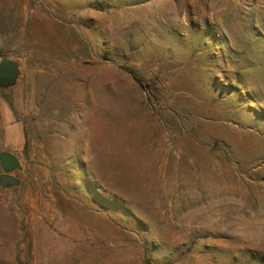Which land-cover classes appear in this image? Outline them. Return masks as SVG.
I'll use <instances>...</instances> for the list:
<instances>
[{
    "label": "rangeland",
    "instance_id": "rangeland-1",
    "mask_svg": "<svg viewBox=\"0 0 264 264\" xmlns=\"http://www.w3.org/2000/svg\"><path fill=\"white\" fill-rule=\"evenodd\" d=\"M2 58L0 264H264V0H0Z\"/></svg>",
    "mask_w": 264,
    "mask_h": 264
},
{
    "label": "water",
    "instance_id": "water-1",
    "mask_svg": "<svg viewBox=\"0 0 264 264\" xmlns=\"http://www.w3.org/2000/svg\"><path fill=\"white\" fill-rule=\"evenodd\" d=\"M18 75L15 63L2 58L0 59V89L13 86ZM20 166L17 159L6 152L0 153V188L8 189L18 185V180L11 176L15 170H19Z\"/></svg>",
    "mask_w": 264,
    "mask_h": 264
},
{
    "label": "trees",
    "instance_id": "trees-1",
    "mask_svg": "<svg viewBox=\"0 0 264 264\" xmlns=\"http://www.w3.org/2000/svg\"><path fill=\"white\" fill-rule=\"evenodd\" d=\"M135 80L137 81V83H138L139 85H141V87H145V86H146V83L143 82V81H141L140 79H136V78H135Z\"/></svg>",
    "mask_w": 264,
    "mask_h": 264
}]
</instances>
